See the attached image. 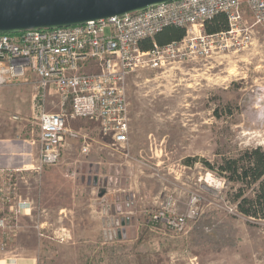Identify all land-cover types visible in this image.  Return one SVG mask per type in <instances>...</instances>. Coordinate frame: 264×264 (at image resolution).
I'll return each mask as SVG.
<instances>
[{
  "label": "rangeland",
  "instance_id": "obj_1",
  "mask_svg": "<svg viewBox=\"0 0 264 264\" xmlns=\"http://www.w3.org/2000/svg\"><path fill=\"white\" fill-rule=\"evenodd\" d=\"M250 31L242 51L167 53L161 67L129 75L123 146L93 122L67 121L80 137L66 141L59 163L19 174L17 194L35 209L18 219L0 264H264V222L239 214L237 186L203 164L264 150V31ZM34 87L30 77L14 88L31 99ZM47 99V112H58V98ZM12 101L9 89L1 104ZM190 195L199 201L197 221L179 233L151 222L166 197L182 213Z\"/></svg>",
  "mask_w": 264,
  "mask_h": 264
},
{
  "label": "built area",
  "instance_id": "obj_2",
  "mask_svg": "<svg viewBox=\"0 0 264 264\" xmlns=\"http://www.w3.org/2000/svg\"><path fill=\"white\" fill-rule=\"evenodd\" d=\"M224 16L226 29L205 32V24ZM251 27L264 31V0H174L143 11L90 21L83 25L0 34V87H10L35 79L33 109L38 126V155L27 170L0 168V254L16 236L18 219L30 215L32 203L17 194L20 173L39 174L59 163L67 140L80 133L67 121L87 120L97 125L101 136L113 145L127 142L129 110L127 79L138 69L161 67L166 57H208L215 51H242L250 43ZM168 28L182 29L184 38L150 51L140 45ZM94 72H88L91 68ZM54 94L58 112H47V98ZM68 107V110H67ZM16 119V117H14ZM81 153L89 145L82 137ZM5 209V211L3 210ZM152 223H162L181 232L200 215L199 201L190 195L182 213L177 201L166 197L156 208ZM18 264V259H7Z\"/></svg>",
  "mask_w": 264,
  "mask_h": 264
},
{
  "label": "water",
  "instance_id": "obj_3",
  "mask_svg": "<svg viewBox=\"0 0 264 264\" xmlns=\"http://www.w3.org/2000/svg\"><path fill=\"white\" fill-rule=\"evenodd\" d=\"M174 0H0V34L83 25Z\"/></svg>",
  "mask_w": 264,
  "mask_h": 264
},
{
  "label": "trees",
  "instance_id": "obj_4",
  "mask_svg": "<svg viewBox=\"0 0 264 264\" xmlns=\"http://www.w3.org/2000/svg\"><path fill=\"white\" fill-rule=\"evenodd\" d=\"M207 34H214L226 29L224 16L220 15L204 26ZM185 36L182 29L168 28L152 40L141 43V51H150L153 42L164 46L179 42ZM207 169L224 177L229 184L236 185L233 203L239 214L246 218L264 222V150L261 147L246 149L237 158H223L214 168L203 163ZM149 262L148 264H159Z\"/></svg>",
  "mask_w": 264,
  "mask_h": 264
},
{
  "label": "crops",
  "instance_id": "obj_5",
  "mask_svg": "<svg viewBox=\"0 0 264 264\" xmlns=\"http://www.w3.org/2000/svg\"><path fill=\"white\" fill-rule=\"evenodd\" d=\"M14 87H6L0 91V168L27 170L35 163L38 155V126L32 98L21 96L15 92ZM9 89H12L13 101L11 106L5 109L1 100ZM50 96L55 95L50 93L48 98ZM56 102L54 109L59 106L58 99ZM28 216H32V211ZM24 264H35V261L30 260Z\"/></svg>",
  "mask_w": 264,
  "mask_h": 264
}]
</instances>
